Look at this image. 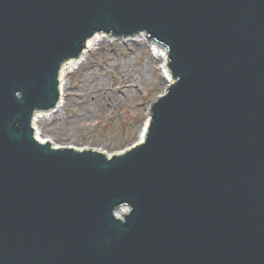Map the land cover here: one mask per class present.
<instances>
[{"label": "water", "instance_id": "1", "mask_svg": "<svg viewBox=\"0 0 264 264\" xmlns=\"http://www.w3.org/2000/svg\"><path fill=\"white\" fill-rule=\"evenodd\" d=\"M142 31L175 79L144 143L40 141L62 65ZM0 264H264V0H0Z\"/></svg>", "mask_w": 264, "mask_h": 264}, {"label": "rangeland", "instance_id": "2", "mask_svg": "<svg viewBox=\"0 0 264 264\" xmlns=\"http://www.w3.org/2000/svg\"><path fill=\"white\" fill-rule=\"evenodd\" d=\"M138 36L102 41L65 76L64 106L36 117L42 141L109 155L139 141L151 102L170 83L153 46Z\"/></svg>", "mask_w": 264, "mask_h": 264}, {"label": "bare ground", "instance_id": "3", "mask_svg": "<svg viewBox=\"0 0 264 264\" xmlns=\"http://www.w3.org/2000/svg\"><path fill=\"white\" fill-rule=\"evenodd\" d=\"M112 36H110L109 34L105 33V32H97L95 33L92 37H90L88 39V44L86 45L83 53L77 57V58H74V56L70 57V59H68L63 65H62V71H61V90H62V98L57 106V108L51 110V111H37V114H36V117H40V116H44L45 114H53L54 112H57L59 111L63 106H64V92L66 91L65 90V85H66V82H65V76L67 74H70L71 72L75 71L82 63H84L86 60H87V56H88V53H90L99 43H101L102 41H106L108 38H111ZM143 39L145 41H147L148 43H150L152 46V49L154 50V54L156 57L160 58L162 61H163V65L161 66V72L163 74V76L167 79V81L169 83H172L174 82L175 79H172L171 80V74L169 73L168 71V68H167V52H166V48L161 46L160 44L158 43H155V42H149L146 38V36L144 34H141L137 37V39ZM127 40L131 39V40H134L132 39L131 37L129 38H125ZM154 103H151L149 108H148V115H149V112L151 110V107L153 106ZM151 122V119L149 118V116H147V119H146V122L141 130V135L139 137V141L138 143H144V140H145V137H146V132H147V129L149 127V124ZM36 124V122H35ZM36 137L37 138H40V135H39V131L37 130V132L35 133ZM41 139V138H40ZM43 139H41L42 141ZM136 144V143H135ZM134 144V145H135ZM134 145H132L131 147L129 148H132L134 147ZM129 148H127L126 150H128ZM86 149H89V148H86ZM92 149V148H90ZM92 150H97V151H101V152H104L102 150H99V149H92ZM125 150V151H126ZM122 153V152H121ZM109 157H111L112 155H109L107 154Z\"/></svg>", "mask_w": 264, "mask_h": 264}]
</instances>
